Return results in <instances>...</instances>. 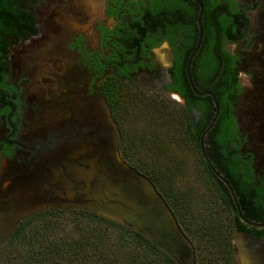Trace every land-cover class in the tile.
Here are the masks:
<instances>
[{"label":"flooded vegetation","instance_id":"flooded-vegetation-1","mask_svg":"<svg viewBox=\"0 0 264 264\" xmlns=\"http://www.w3.org/2000/svg\"><path fill=\"white\" fill-rule=\"evenodd\" d=\"M202 6L190 72L220 105L205 135L213 165L202 153L205 172L238 211L233 240L241 235L264 257V225L248 222L264 223V133L256 132L264 130V0H0V166L8 162L0 194L33 205L69 201L62 181L71 167L113 158L108 108L119 155L136 167L121 152V118L143 91L179 100L171 102L188 108L203 134L215 100L188 75ZM220 99L232 132L219 119ZM66 209L84 210L42 212Z\"/></svg>","mask_w":264,"mask_h":264},{"label":"trees","instance_id":"trees-1","mask_svg":"<svg viewBox=\"0 0 264 264\" xmlns=\"http://www.w3.org/2000/svg\"><path fill=\"white\" fill-rule=\"evenodd\" d=\"M8 14L5 13V16ZM196 103L200 104V101ZM220 104L219 119L223 121L221 117H224L226 129L232 132L235 130L231 122L232 114L221 99ZM176 107L178 114L165 111L162 122V130L172 134V143L163 140V134L151 127L142 134L137 131V140L127 135L121 146L122 155L149 176L163 194L183 231L194 244L197 264H239L233 243V212L239 217L237 209H232L228 200L221 202L218 197L213 204L207 203L203 194L192 189L179 192L173 180L175 174L184 169L181 163L178 170H173L168 164L169 167L161 175L153 165L145 166L142 162L148 150L154 154L159 151L166 154L171 144L187 148L194 146L201 156L204 180L211 186L212 194L217 196V188L205 172L207 164L202 156V131L190 119L188 108ZM124 111L122 116L128 113ZM208 111H213V108ZM71 210L73 231L52 222L51 217L57 216L56 212L60 210L45 211L21 221L14 234L0 247V264H178L132 226L95 212ZM246 227L244 224L239 226L240 229Z\"/></svg>","mask_w":264,"mask_h":264},{"label":"water","instance_id":"water-1","mask_svg":"<svg viewBox=\"0 0 264 264\" xmlns=\"http://www.w3.org/2000/svg\"><path fill=\"white\" fill-rule=\"evenodd\" d=\"M202 16L203 6L198 17L197 47L188 62V75L193 89L198 94H210L215 100L216 113L213 121L201 136L202 153L213 167L206 152L205 135L215 123L220 113V105L213 91L200 92L197 89L190 72L191 62L202 42ZM105 118L111 132L113 158L109 160L93 158L86 160L84 166L71 167L68 171L71 179L64 177L62 181L69 201L33 205L16 202L10 199V195L0 194V247L14 234L21 221L42 212L48 205L63 208L73 206L132 226L146 235L178 264H197L193 242L183 231L173 210L163 194L158 191L153 180L119 155L121 131L109 108ZM7 166L6 161L0 167V183L3 182ZM75 195L81 198V201H76ZM248 222L253 225H264V223ZM240 238L241 235L236 236L234 243L238 246L241 264H264V257L258 254L253 246H246L245 240Z\"/></svg>","mask_w":264,"mask_h":264},{"label":"rangeland","instance_id":"rangeland-1","mask_svg":"<svg viewBox=\"0 0 264 264\" xmlns=\"http://www.w3.org/2000/svg\"><path fill=\"white\" fill-rule=\"evenodd\" d=\"M243 82L246 83L245 76L243 75ZM144 92V93H143ZM141 92L145 95V98H138L134 104H130L127 106L130 107V111L122 116L121 121L125 126V130L128 136L137 140V131L142 134L148 128L155 127L156 131L159 130L163 136L162 139L165 141L172 140V134L170 132H166L162 130V124L164 123L166 112L170 114H175L177 112L176 104L173 101L179 102V100L174 99L173 97H150L145 93V91ZM249 102V101H248ZM243 104V101H242ZM249 103L247 104V106ZM240 107V105H239ZM164 109V110H163ZM238 112H241V109H238ZM163 122V123H162ZM260 134L264 133V130L256 131ZM166 134V135H165ZM160 139V141L162 140ZM134 143H139L135 141ZM172 143V142H171ZM66 148H70L66 146ZM162 153H152V150H148L143 155V163L146 165H153L156 168V171L160 172L161 175L163 174L166 167H169L168 164L171 165L173 170H178V165L181 163L184 169L174 176V185L179 192L184 193L187 189L193 192H198L199 194H203L208 201L207 203L211 202L212 204L216 200V194H212V189L209 183L204 180V168L202 167L201 156L196 147H189L186 146H179L178 144H171L169 151L164 154ZM57 216H52V222L58 223L63 229L73 231L74 225L72 218L73 211L71 209H66L65 211H58L56 212ZM226 213V212H225ZM223 214V216L225 215ZM222 217V216H221ZM237 235H235L236 237ZM242 239V238H240ZM236 239L234 238L233 243ZM235 245V243H234ZM241 246V243L239 244ZM236 249V247H235ZM235 256L239 264H241L239 259V251L235 250Z\"/></svg>","mask_w":264,"mask_h":264}]
</instances>
